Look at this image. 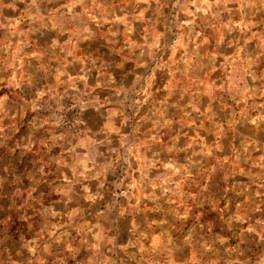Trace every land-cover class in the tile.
Returning a JSON list of instances; mask_svg holds the SVG:
<instances>
[{
  "label": "clouds",
  "instance_id": "9594fccd",
  "mask_svg": "<svg viewBox=\"0 0 264 264\" xmlns=\"http://www.w3.org/2000/svg\"><path fill=\"white\" fill-rule=\"evenodd\" d=\"M0 264H264V0H0Z\"/></svg>",
  "mask_w": 264,
  "mask_h": 264
}]
</instances>
